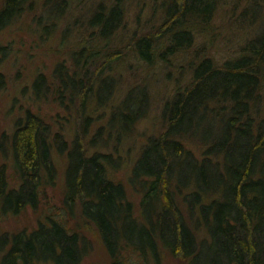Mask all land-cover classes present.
Instances as JSON below:
<instances>
[{"label": "trees", "instance_id": "1", "mask_svg": "<svg viewBox=\"0 0 264 264\" xmlns=\"http://www.w3.org/2000/svg\"><path fill=\"white\" fill-rule=\"evenodd\" d=\"M28 1L4 0L0 30L20 17ZM122 3L101 5L87 19L89 35L71 64L56 66L52 83L43 73L34 79L37 98L52 93L60 104L67 101L68 110L78 102L74 139L31 108L9 137H0L4 213L38 209L46 187L56 184L54 153L66 151L68 161L67 213H49L31 231L2 236L0 249H7L0 264H82L84 226L97 231L107 264H264V26L238 56L222 63L199 57L190 84L177 87L165 102L164 129L148 139L132 169L131 184L141 193L136 213L124 182L113 176V155L91 152L105 134L118 140L117 127L129 131L148 104L146 92L134 89L106 123L93 116L96 92L104 104L116 85L107 72L122 56L106 44L124 22ZM218 3L166 0L159 30L131 40L136 57L152 66L156 58L165 61L190 47L194 31L210 24ZM68 218L75 219L73 226Z\"/></svg>", "mask_w": 264, "mask_h": 264}, {"label": "rangeland", "instance_id": "2", "mask_svg": "<svg viewBox=\"0 0 264 264\" xmlns=\"http://www.w3.org/2000/svg\"><path fill=\"white\" fill-rule=\"evenodd\" d=\"M217 1L219 7L210 24H200L199 29L192 33L194 40L191 46L165 61L157 56L155 63L149 66L136 57L131 40L159 30L164 21L161 7L165 6L166 0H123L124 22L109 44H106L108 49L120 52L122 60L114 65L112 71L107 72L108 78L112 77L116 83L112 97L105 100L104 104L98 102V99L103 101L105 98L100 91L93 97V116L106 123L111 112L121 108L126 94L134 89L146 92L148 104L144 117L136 121L129 131L123 132L117 127V132L121 134L118 140L115 133L112 137L105 134L92 146L91 152L113 155V176L124 182L129 198L136 203V213L140 210L141 193L134 190L131 184L132 169L148 139L164 129L162 109L165 102L177 87L190 84L191 69L199 57H212L222 63L238 56L246 42L264 26V0ZM113 2L29 0L20 17L0 30V137L2 134L9 137L16 121L31 108L50 122L55 131L65 134L71 141L74 139L77 123H80L79 113L74 109L79 107L78 102L69 103L72 107L68 110L65 108L67 101L60 104L52 93L37 98L33 92V82L38 74L43 73L52 83L56 66L62 62L71 64L72 54L80 50L83 39L89 35L87 19L101 5L109 6ZM3 3L4 0H0V8ZM90 106L89 100L88 108ZM54 158L58 166L56 184L46 187L38 209L27 207L19 214L4 213L0 203V241L5 234L24 229L31 231L40 221L46 220L49 213H67L63 206L67 152H55ZM7 164L12 184L16 185L18 177L13 172L12 159L8 158ZM67 220L69 226L74 225L75 219ZM76 222L80 225L79 221ZM81 230L88 243L87 253L81 263L107 264L108 255L99 241L97 231L85 226ZM6 249H0V262Z\"/></svg>", "mask_w": 264, "mask_h": 264}]
</instances>
